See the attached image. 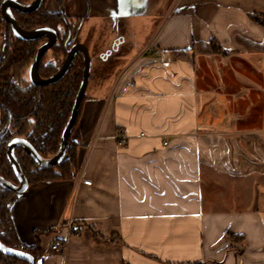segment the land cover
<instances>
[{
	"label": "crops",
	"instance_id": "crops-1",
	"mask_svg": "<svg viewBox=\"0 0 264 264\" xmlns=\"http://www.w3.org/2000/svg\"><path fill=\"white\" fill-rule=\"evenodd\" d=\"M171 11L97 59L71 177L12 201L20 241L52 228L37 264H264V0Z\"/></svg>",
	"mask_w": 264,
	"mask_h": 264
},
{
	"label": "trees",
	"instance_id": "trees-1",
	"mask_svg": "<svg viewBox=\"0 0 264 264\" xmlns=\"http://www.w3.org/2000/svg\"><path fill=\"white\" fill-rule=\"evenodd\" d=\"M22 4L32 0H16ZM45 1L31 12H21L10 8L11 15L18 25L27 31L49 28L56 32L57 39L43 53L38 63V75L46 79L55 74L62 66L68 49L76 43L71 39L80 19L58 12H50L45 8ZM2 0H0L1 4ZM264 22V16H258ZM7 31V55L0 60V176L17 185L11 163L6 154V145L13 137L26 139L42 158L53 156L58 148L62 130L71 113L73 101L78 91L84 67V58L77 52L66 73L56 82L45 85H33L27 78V69L36 51L44 43L45 37L24 40L14 34L11 26L1 19ZM84 93L77 118L68 138L66 154L61 162L52 167L36 164L32 157L21 147H14L12 152L17 159L26 179L28 187H37L48 182L65 180L71 177L72 169L77 164V148L80 144L78 135V119ZM76 131L75 139L72 133ZM18 196L13 191L0 187V243L13 250L24 252L38 263L42 256L39 235L51 232L52 228L35 232V241L26 244L19 240L9 215L12 201ZM86 231L88 225L81 222ZM79 225V224H78ZM115 235V234H114ZM100 242L112 244L119 237L107 238L92 235ZM32 263V264H33ZM0 264H30L17 255L0 250Z\"/></svg>",
	"mask_w": 264,
	"mask_h": 264
},
{
	"label": "rangeland",
	"instance_id": "rangeland-1",
	"mask_svg": "<svg viewBox=\"0 0 264 264\" xmlns=\"http://www.w3.org/2000/svg\"><path fill=\"white\" fill-rule=\"evenodd\" d=\"M175 1L46 0L45 7L50 12H58L80 19L71 39L76 43L84 44L88 49L91 60V75L88 82L91 86L95 78L97 59L101 56L106 59L116 53L117 50H122L125 47V42L131 43L134 50L144 44L141 51H146L145 48L154 39L167 16L172 12L171 8ZM32 2L33 0L30 3H18L28 6ZM7 12L11 15L10 9L7 8ZM1 19L0 17V34L3 35L4 29L5 31L7 29ZM48 38L46 37L43 44L47 42ZM0 40L2 41L1 37ZM88 94L89 90L85 92L86 96ZM75 137L76 131L72 133V139ZM51 157L53 156L49 158ZM31 189L32 187H28L26 192L31 191ZM33 264L37 263L34 262Z\"/></svg>",
	"mask_w": 264,
	"mask_h": 264
},
{
	"label": "water",
	"instance_id": "water-1",
	"mask_svg": "<svg viewBox=\"0 0 264 264\" xmlns=\"http://www.w3.org/2000/svg\"><path fill=\"white\" fill-rule=\"evenodd\" d=\"M41 2L42 0H33V2L30 5L25 6V5L18 3L16 0H2L0 4V15L2 19L11 26V28L13 29L17 37L24 39V40H31V39H35V38L42 37L45 35L47 36L50 35V40H48L47 43L43 44L42 46L38 48V50L36 51L32 59V62L29 67L30 82L33 85H45V84H51V83L58 81L70 67L73 61V58L77 52L83 53L84 67H83L81 82H80L78 91L73 101L71 113L61 133V137L59 141V148L57 152L53 155V157L47 158V159L42 158L37 153V151L33 148V146L24 138L14 137L8 142L6 146V154H7V158L9 162L12 165V168L17 178L18 184L14 185L0 176V187L13 191L16 194H22L23 192L27 190L28 181L17 159L15 158L12 152V149L14 147H21L28 155L32 157L33 161L40 166L52 167L58 164L59 162H61L66 154V150L68 147V138L74 127V123H75V120L77 118L78 111H79V106L83 98V95L86 91L89 76H90L91 60H90L87 47L82 43H74L68 49L66 58L62 66L55 74H53L52 76L46 79H42L38 75L37 69H38L39 60L42 57L43 53L46 50H48L52 46V44L56 41L57 39L56 32L49 28H41V29H37L33 31L24 30L18 25L16 20L13 18V16L7 12V8H13L21 12H31V11L38 9L39 6L41 5ZM0 250L5 253H9V254H13V255H17L19 257L25 258L30 262V264L33 263V259L30 255L24 252H21V251H17V250H13L8 247H5L1 243H0Z\"/></svg>",
	"mask_w": 264,
	"mask_h": 264
},
{
	"label": "built area",
	"instance_id": "built-area-1",
	"mask_svg": "<svg viewBox=\"0 0 264 264\" xmlns=\"http://www.w3.org/2000/svg\"><path fill=\"white\" fill-rule=\"evenodd\" d=\"M84 183L90 184V181L89 180H84ZM66 227H67V230H68L70 235H73V236H79L80 235V227L79 226H75L74 223L68 222L66 224ZM64 245H65V241H62V242L56 241V242L51 244L50 248L53 251L60 252V251L63 250Z\"/></svg>",
	"mask_w": 264,
	"mask_h": 264
},
{
	"label": "flooded vegetation",
	"instance_id": "flooded-vegetation-1",
	"mask_svg": "<svg viewBox=\"0 0 264 264\" xmlns=\"http://www.w3.org/2000/svg\"><path fill=\"white\" fill-rule=\"evenodd\" d=\"M42 3V2H41ZM41 6V5H40ZM39 6V7H40ZM46 8V7H45ZM8 9H10V8H8ZM13 9V8H12ZM47 9V8H46ZM0 17H1V15H0ZM2 18V17H1ZM13 30V29H12ZM5 29H4V34L2 35L3 36V39H4V41H3V43H4V45H3V49H2V51H1V55H0V60L1 59H3L4 57H6V55H7V52H6V48H7V45H8V37L5 35ZM42 37H45V39H46V37H49L48 38V40H50V35H45V36H42ZM47 40V41H48ZM47 43V42H46ZM47 51V50H46ZM32 62V61H31ZM31 64V63H30ZM30 64H29V66H28V69H27V73H26V75H27V78H28V80H29V82H30V79H29V67H30ZM31 83V82H30ZM32 84V83H31ZM17 137V136H16ZM14 138V137H13ZM8 144V143H7ZM7 146V145H6Z\"/></svg>",
	"mask_w": 264,
	"mask_h": 264
}]
</instances>
